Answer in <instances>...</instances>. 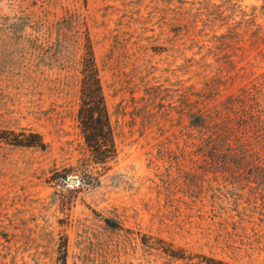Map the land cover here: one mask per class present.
<instances>
[{"label": "rangeland", "instance_id": "obj_1", "mask_svg": "<svg viewBox=\"0 0 264 264\" xmlns=\"http://www.w3.org/2000/svg\"><path fill=\"white\" fill-rule=\"evenodd\" d=\"M2 132L0 264H264V0H0Z\"/></svg>", "mask_w": 264, "mask_h": 264}, {"label": "trees", "instance_id": "obj_2", "mask_svg": "<svg viewBox=\"0 0 264 264\" xmlns=\"http://www.w3.org/2000/svg\"><path fill=\"white\" fill-rule=\"evenodd\" d=\"M85 65V78L82 84V104L78 113V121L85 142L95 161L105 164L115 157L116 146L92 50H90L89 58ZM2 135H12L13 139H7V137ZM36 138L38 136L30 134L26 136V140H20L18 135L13 133H0V142L11 143L16 146L44 147L42 142L35 140Z\"/></svg>", "mask_w": 264, "mask_h": 264}, {"label": "water", "instance_id": "obj_3", "mask_svg": "<svg viewBox=\"0 0 264 264\" xmlns=\"http://www.w3.org/2000/svg\"><path fill=\"white\" fill-rule=\"evenodd\" d=\"M68 183H69L70 185H78V184H79V181H78L77 178H70V179L68 180Z\"/></svg>", "mask_w": 264, "mask_h": 264}]
</instances>
